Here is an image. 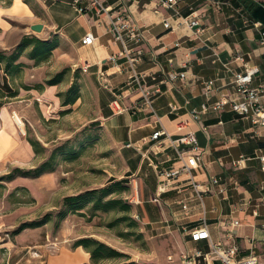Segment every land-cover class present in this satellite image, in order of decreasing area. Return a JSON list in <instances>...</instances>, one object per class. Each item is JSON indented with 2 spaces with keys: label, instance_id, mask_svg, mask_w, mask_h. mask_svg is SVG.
Returning a JSON list of instances; mask_svg holds the SVG:
<instances>
[{
  "label": "crops",
  "instance_id": "obj_1",
  "mask_svg": "<svg viewBox=\"0 0 264 264\" xmlns=\"http://www.w3.org/2000/svg\"><path fill=\"white\" fill-rule=\"evenodd\" d=\"M100 1L108 12L99 13L92 0H35L26 5L32 12L28 17L35 9L44 16L32 26L42 24L44 30L70 37L83 68L89 67L99 86L101 126L120 149L127 166L123 178L137 191L140 219L143 216L146 225L170 223L184 231L187 251H181L180 264H184V253L211 251V242L195 243L190 235L202 225L205 214L213 243L221 242L225 247L235 243L239 247L236 260L258 258L264 263V169L258 159L264 153V128L229 106L217 113H203L198 120L194 117L205 104L212 106L223 96L235 97L234 73L244 71L246 65L260 70L253 86H264V22L247 11L240 0H184L175 8L163 6V0ZM255 1L264 5V0ZM120 14L139 28L141 41L124 44L115 39L112 21ZM195 17L202 28L198 36L197 29H190L183 21ZM166 22L171 28H166ZM88 34L94 36L93 45L84 42ZM127 50L142 51L139 73L158 78L146 81L152 89H162L152 108L145 107L139 89L128 85L132 69ZM215 52L220 53V59ZM239 55L245 56L246 65L237 59ZM172 72H186L187 78L171 81ZM208 80H215L217 85L209 96L205 88ZM115 101L121 112L113 110ZM6 112L2 108L4 124ZM159 131L164 136L155 139ZM191 132L197 135L203 152L200 168L192 173L202 192H196L190 177L183 174L155 202L163 180L161 171L181 167L180 152L186 147L180 141ZM242 157L248 159L236 166ZM215 178L226 189L224 194L214 185ZM183 201L189 205L187 210ZM235 220L241 223L237 227L233 226ZM81 248L68 256L75 258L74 264H91V255ZM66 257L60 256L55 262L71 264L65 262ZM198 263L222 264L215 257Z\"/></svg>",
  "mask_w": 264,
  "mask_h": 264
},
{
  "label": "rangeland",
  "instance_id": "obj_2",
  "mask_svg": "<svg viewBox=\"0 0 264 264\" xmlns=\"http://www.w3.org/2000/svg\"><path fill=\"white\" fill-rule=\"evenodd\" d=\"M31 2L0 0V264H57L64 255L74 264L68 254L84 238L102 241L136 264H180L187 251L184 231L140 219L120 149L99 120L98 84L70 37L32 30L44 16L35 9L28 17ZM27 38L53 48L47 61L33 59L35 42ZM120 182L130 187L119 197L129 199L131 214L118 206L113 213L82 216L85 211L65 205L68 197Z\"/></svg>",
  "mask_w": 264,
  "mask_h": 264
},
{
  "label": "built area",
  "instance_id": "obj_3",
  "mask_svg": "<svg viewBox=\"0 0 264 264\" xmlns=\"http://www.w3.org/2000/svg\"><path fill=\"white\" fill-rule=\"evenodd\" d=\"M79 1V0H78ZM184 0H163L162 5L167 8H175L179 6ZM92 5L98 7V12H108L109 9L105 8L100 0H92ZM83 11V9H81ZM185 24L190 29H197L196 35L202 33L201 23L198 17L195 18H186L183 20ZM166 28H171L169 22L165 23ZM259 28L262 27L260 23L257 24ZM112 31L114 33L115 39L124 44H127L128 41L139 42L143 38L142 33L139 28L132 22V20L125 14L118 15L114 21H112ZM262 39L264 44V31L262 32ZM95 39L92 34H88L84 42L87 45H93ZM180 43H177V47H180ZM128 53V50H127ZM142 51L128 53L129 62L131 65V76L129 79L128 85L130 87H136L142 93V97L145 103L146 108H152L154 98L162 93L161 87H156L152 89L147 85V78H151L154 81H157L158 78L156 75H147L139 73L137 69V64L140 61V55ZM215 56L220 59V53L215 52ZM239 61L246 65V58L244 55H239L237 57ZM85 71H88L89 67L84 68ZM260 72L256 67H248L244 71L234 73V88H235V97L223 96L218 102L210 106L208 104L203 105L202 111L195 114V119H200V115L208 112H220L225 107L229 106L236 114L241 117L250 119L255 125L264 128V86H253L255 77ZM171 81H176L178 79L186 80L187 73H176L172 72L169 77ZM205 88L207 95L213 94L217 90V85L215 80H208L205 82ZM112 108L115 112H121L122 109L118 104V101H115L112 105ZM164 136L163 131L156 132L154 135L155 139H160ZM181 144L186 148L180 152V160L182 162L181 167L173 168L171 170H163L160 175L163 178L159 186L158 194L154 198L155 202H158L160 197L166 193L169 187L174 184L179 178L185 174L189 178V182L193 186L194 190L199 194L202 192L200 190V185L194 180L192 173L201 166V155L202 147L199 143L197 135L195 133H188L184 135L181 139ZM246 157H242L237 161L236 166H242L246 161ZM260 159L263 169H264V153L258 156ZM214 185L220 187V193L224 194L226 189L221 185V181L217 178L213 179ZM183 208L187 210L189 205L185 201L181 202ZM257 213V212H256ZM240 220H235L233 226H239ZM191 240L195 243L208 241L212 243L211 251L205 253L203 251H195L193 254L184 253L182 255L184 264H199V260L209 261L212 258H218L222 264H264L261 263L258 258H254L251 261L236 260L235 254L238 252L239 247L237 244L233 243L231 247H225L223 243H213L212 235L210 233L206 214L203 216L202 225L195 228L191 232Z\"/></svg>",
  "mask_w": 264,
  "mask_h": 264
},
{
  "label": "trees",
  "instance_id": "obj_4",
  "mask_svg": "<svg viewBox=\"0 0 264 264\" xmlns=\"http://www.w3.org/2000/svg\"><path fill=\"white\" fill-rule=\"evenodd\" d=\"M240 1L243 3V5H245V9L250 11L256 19L264 22V5L256 2L255 0ZM25 42H35V50L32 53L33 59L38 61L48 60L49 54L53 49L50 45H48V43H42L39 39L33 40L30 38H27ZM12 59L15 60L14 57ZM4 60V57H1L0 64L4 63ZM77 100L78 98L76 97L71 102L75 103ZM33 146H36V144L33 143ZM125 191H130V187H128L127 183H114L103 189H95L86 193H82L78 196L68 197L65 201V205L69 211H85L84 213H81L82 216H86L87 213L94 216L98 211H103L104 213H113L116 212L118 206H121L122 210L126 211L128 214H131L134 207L131 205L129 199L125 200L119 197ZM65 215L66 213L63 212L61 217L64 218ZM76 245L77 248L82 247L91 255L92 264H101L110 259L119 260L121 258H123V260H121L119 264H136L134 262H130L129 256L120 253L113 247L94 238L81 239Z\"/></svg>",
  "mask_w": 264,
  "mask_h": 264
},
{
  "label": "water",
  "instance_id": "obj_5",
  "mask_svg": "<svg viewBox=\"0 0 264 264\" xmlns=\"http://www.w3.org/2000/svg\"><path fill=\"white\" fill-rule=\"evenodd\" d=\"M31 28L33 31L40 32V33L43 32L45 29L44 25L42 24L33 25Z\"/></svg>",
  "mask_w": 264,
  "mask_h": 264
},
{
  "label": "bare ground",
  "instance_id": "obj_6",
  "mask_svg": "<svg viewBox=\"0 0 264 264\" xmlns=\"http://www.w3.org/2000/svg\"><path fill=\"white\" fill-rule=\"evenodd\" d=\"M3 113H4V112H3ZM6 118H8V116H7Z\"/></svg>",
  "mask_w": 264,
  "mask_h": 264
}]
</instances>
